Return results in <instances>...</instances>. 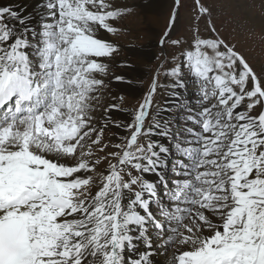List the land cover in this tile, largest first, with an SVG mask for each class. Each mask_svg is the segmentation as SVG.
I'll use <instances>...</instances> for the list:
<instances>
[{
	"label": "snow or ice",
	"instance_id": "snow-or-ice-1",
	"mask_svg": "<svg viewBox=\"0 0 264 264\" xmlns=\"http://www.w3.org/2000/svg\"><path fill=\"white\" fill-rule=\"evenodd\" d=\"M180 2L135 107L104 102L102 33L150 0L0 6V264H264V72L204 0L170 39Z\"/></svg>",
	"mask_w": 264,
	"mask_h": 264
},
{
	"label": "rangeland",
	"instance_id": "rangeland-1",
	"mask_svg": "<svg viewBox=\"0 0 264 264\" xmlns=\"http://www.w3.org/2000/svg\"><path fill=\"white\" fill-rule=\"evenodd\" d=\"M125 1L127 0H121L119 2ZM136 2L137 5L143 3V1L140 0H136ZM204 2L213 9V13L210 19L216 27L220 38L224 39L226 43L235 46V50L243 55L250 65H253L257 69L255 71L258 74L264 72V32L254 24L250 25L248 20H246V22L244 21V23L247 26L243 27L244 30H242L243 28L241 29V33L242 31L243 33L239 35L234 31L235 27L232 25L231 19H229L233 14V12H231V9L228 13L227 10L222 11L219 0H204ZM245 3L246 2L242 3V1L233 2L235 11L238 9H236V7H239L237 15L242 14L248 19L250 17V14L255 16L260 14L262 17H264V4L257 6V2L254 1V4L257 6V8H255V11L247 3V5L245 6ZM238 4H242L243 6L240 7ZM173 7L174 0H168V6L159 15L157 24H150L145 18L142 17V14H140L126 17L124 20H121L118 25L122 29L119 33H116V36L121 43L118 44L119 51L115 53L113 57L106 59L104 63L108 64L109 73L106 77H115L122 76L123 74H129L131 76L129 78L137 82L133 84L136 86V88H139L136 94H122V96L124 97L125 106L127 107H135L137 103L143 99L144 94L148 90V85L151 83L152 73L155 71L160 61L164 58V56L161 54L163 53L170 58L172 55L180 52L179 48L172 46L168 41H166L164 45H161L159 43L161 37L163 36V33L168 29L169 20L173 12ZM250 11L255 13L253 14ZM137 12H140L139 7L137 8ZM196 16L197 12L195 0H181L180 6L178 8V20L174 26L173 31L170 34V39H176L178 37L190 38L194 31L193 29H195L197 26L199 27L201 34H206L204 19L201 18L199 21H197ZM131 47H135L138 49L133 50ZM149 48L153 49V56L149 60V63L147 64V67L144 69V71L137 77H134L133 74L136 73L134 70L136 65H134V67H131L128 63L131 62V64H133L140 62V60L143 58L140 53L141 50H147ZM131 51L133 53H131ZM115 56H121L122 59L124 58L123 60L127 61L121 63H113L112 60ZM165 67H167V65H165ZM164 78L165 76L161 74V83H164ZM123 81L124 80L121 81V84H125V82ZM112 82L114 83L115 80L113 79ZM111 83L108 82V84ZM156 100H161L159 90ZM111 132L116 131L113 128ZM111 132L108 133V135H111Z\"/></svg>",
	"mask_w": 264,
	"mask_h": 264
},
{
	"label": "bare ground",
	"instance_id": "bare-ground-1",
	"mask_svg": "<svg viewBox=\"0 0 264 264\" xmlns=\"http://www.w3.org/2000/svg\"><path fill=\"white\" fill-rule=\"evenodd\" d=\"M121 0H117L118 3H132L133 0H127L125 2H119ZM143 1V0H140ZM220 1V6L222 8V11H226L227 13L229 12V10L231 9V12H233L232 16L229 18L232 21V25L235 27L234 31L236 33H238L239 35H241L243 33H241V29L247 25H245L244 21L246 22V20H248L249 24H254L256 27L260 28L263 32H264V17H262L260 14H258L257 16L255 15H251L249 19L247 17H244L242 14L241 15H237V12L239 11V7H236V11H235V7L233 6V2L234 1H242L246 2L248 5H250L252 7V9L255 10V8H257V6L259 5H263L264 4V0H219ZM254 1L257 2V6L254 4ZM38 2V0H0V6H12V7H18V6H27L28 11H32L36 5V3ZM135 3L136 0H135ZM172 3V2H170ZM239 3V2H238ZM245 3V6L247 5ZM240 7L243 6L242 4H238ZM168 6V0H150V7L147 9V17L145 18V16L143 15V9H140V12L142 14V17L145 18L150 24H157L158 20H159V15L161 14V12L166 9V7ZM250 7V8H251ZM253 10V11H254ZM249 11V10H248ZM256 11V10H255ZM251 12V11H250ZM258 12V11H257ZM256 12V13H257ZM246 13V12H245ZM248 13V12H247ZM253 13V12H251ZM255 13V12H254ZM253 13V14H254ZM252 28V27H251ZM191 29V28H190ZM192 30V29H191ZM194 30V29H193ZM192 30V31H193ZM244 30V28L242 29ZM252 30V29H251ZM102 35L115 42L116 44H121L119 39L117 38L116 34H109L106 32H103ZM134 42V41H132ZM133 50H136L138 48L135 47H131ZM153 49L149 48L147 50H141V55L143 56V58L140 60V62L138 63H133L131 64L128 63L131 67H134V65H136L135 67V74L134 77L138 76L140 73H142L144 71V69L147 67V64L149 63V60L151 59V57L153 56ZM157 52V51H156ZM131 53H133L131 51ZM139 53V52H137ZM137 55V54H136ZM113 57V56H112ZM108 59V58H103V62ZM124 59V58H123ZM121 56H115L112 60L113 63H121V62H125L127 60H123ZM111 61V60H110ZM255 70H257L253 65H251ZM109 73V72H108ZM124 77V81L125 84H121V81H117L114 79V77H105L106 82H112V80L114 79L115 82L109 84V91L106 93L105 95V104L110 100L111 97L115 96V97H119L121 96L123 93H129V94H136V92L139 90V88H136L135 85H133L134 83H137L135 81H133L129 74H123L122 75ZM116 77V76H115ZM110 80H107V79ZM112 79V80H111ZM166 77L164 78V83L166 82ZM128 80V81H127ZM117 82V83H116ZM139 83V82H138ZM137 85V84H136ZM139 85V84H138ZM160 99H162V97L160 96ZM113 118L114 119H119V120H124V121H128L130 120V115L124 113V112H117V111H113L112 113ZM115 129V128H114ZM116 133H118L119 135L123 136L126 133L121 130V129H115ZM113 142H116L115 140Z\"/></svg>",
	"mask_w": 264,
	"mask_h": 264
}]
</instances>
